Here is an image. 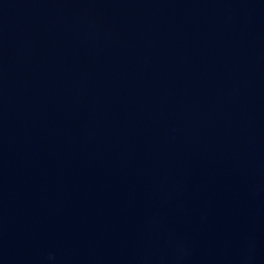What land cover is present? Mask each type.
<instances>
[{
    "label": "water",
    "instance_id": "water-1",
    "mask_svg": "<svg viewBox=\"0 0 264 264\" xmlns=\"http://www.w3.org/2000/svg\"><path fill=\"white\" fill-rule=\"evenodd\" d=\"M0 264H264V0H0Z\"/></svg>",
    "mask_w": 264,
    "mask_h": 264
}]
</instances>
